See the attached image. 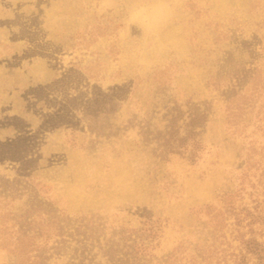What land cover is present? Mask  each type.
I'll return each instance as SVG.
<instances>
[{"label": "rangeland", "instance_id": "374dc122", "mask_svg": "<svg viewBox=\"0 0 264 264\" xmlns=\"http://www.w3.org/2000/svg\"><path fill=\"white\" fill-rule=\"evenodd\" d=\"M173 101L207 112L193 163L153 153ZM226 193L264 241V0H0V264H25L15 230L47 210L94 215L101 244L153 221L143 264H224L240 249ZM66 239L44 264H68Z\"/></svg>", "mask_w": 264, "mask_h": 264}, {"label": "trees", "instance_id": "16d2710c", "mask_svg": "<svg viewBox=\"0 0 264 264\" xmlns=\"http://www.w3.org/2000/svg\"><path fill=\"white\" fill-rule=\"evenodd\" d=\"M226 99L229 100V96ZM104 103L108 102L104 100L103 105ZM185 105L186 108L182 109L181 104L173 101L172 105L165 106V112L162 115V119L166 122L165 129L163 132L157 131L154 136L157 142V146L153 149L155 157L167 160L170 154H176L188 159L191 163L200 157L204 144L199 140L198 135L206 122L207 112L190 101ZM113 106L114 103L110 100L108 108L106 107L104 111H110ZM101 109L100 106L85 113L87 126L92 131L98 132L102 128ZM58 110L49 115V123L53 124L58 119H63V113L60 114ZM232 197V193H226L222 199L233 215L236 232L234 239L239 242L240 249L238 252L222 254L220 260L224 264H249L250 260H253L252 264H264V241H258L253 235L254 223L260 222L263 217L245 208L236 210ZM205 207L209 216L208 223H211L215 231H220L225 218H222L219 224L216 217L221 212L210 205ZM34 211H41L40 206L30 207L26 213L18 217L26 218L27 213ZM46 212H48L46 215L38 212V218H32L29 221L25 219L26 225L15 230L13 250L18 260L26 261L25 264H44L48 257L46 254L48 249L54 248L57 251L56 254L65 250L66 238H70L75 243V246L71 248V259L68 264H143L142 259L149 255L152 247L151 241L157 236L155 223L144 221L139 229L121 230L119 240H105L101 244L99 237L104 227L94 215L85 214L73 221L66 215L55 214L53 210ZM244 227H247L250 236L245 237V232L241 230ZM220 236L224 238V235ZM52 239H56L55 246H49ZM97 253L101 255L103 261H95Z\"/></svg>", "mask_w": 264, "mask_h": 264}]
</instances>
